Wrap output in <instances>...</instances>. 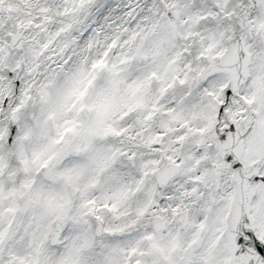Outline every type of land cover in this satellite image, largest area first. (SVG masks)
Returning a JSON list of instances; mask_svg holds the SVG:
<instances>
[{"label":"snow or ice","instance_id":"obj_1","mask_svg":"<svg viewBox=\"0 0 264 264\" xmlns=\"http://www.w3.org/2000/svg\"><path fill=\"white\" fill-rule=\"evenodd\" d=\"M0 264H264V0H0Z\"/></svg>","mask_w":264,"mask_h":264}]
</instances>
